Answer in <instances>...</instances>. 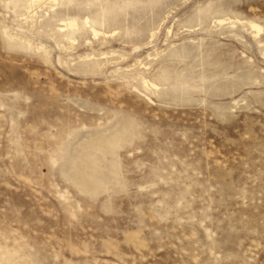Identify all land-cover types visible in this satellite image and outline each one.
Wrapping results in <instances>:
<instances>
[{
    "label": "rangeland",
    "instance_id": "374dc122",
    "mask_svg": "<svg viewBox=\"0 0 264 264\" xmlns=\"http://www.w3.org/2000/svg\"><path fill=\"white\" fill-rule=\"evenodd\" d=\"M0 264H264V0H0Z\"/></svg>",
    "mask_w": 264,
    "mask_h": 264
},
{
    "label": "water",
    "instance_id": "95a60500",
    "mask_svg": "<svg viewBox=\"0 0 264 264\" xmlns=\"http://www.w3.org/2000/svg\"><path fill=\"white\" fill-rule=\"evenodd\" d=\"M74 153L76 154H74L73 158L69 156V160H71V164L68 166L69 179L83 184L85 188H89L93 183L103 179L97 173L95 174L93 166L90 165L91 162L88 160L87 153L81 151Z\"/></svg>",
    "mask_w": 264,
    "mask_h": 264
},
{
    "label": "bare ground",
    "instance_id": "6f19581e",
    "mask_svg": "<svg viewBox=\"0 0 264 264\" xmlns=\"http://www.w3.org/2000/svg\"><path fill=\"white\" fill-rule=\"evenodd\" d=\"M35 1H37V0H32V3H34ZM53 1H57V0H53ZM68 22H66V24H67ZM70 26V28L72 27V29H73V27H75V22H69V24H68V27ZM257 26L256 25H253V28H256ZM147 84V83H146Z\"/></svg>",
    "mask_w": 264,
    "mask_h": 264
}]
</instances>
